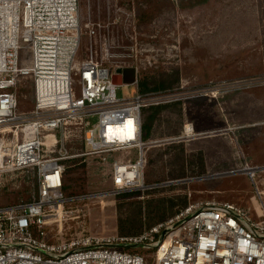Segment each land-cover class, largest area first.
I'll list each match as a JSON object with an SVG mask.
<instances>
[{"label":"rangeland","instance_id":"obj_1","mask_svg":"<svg viewBox=\"0 0 264 264\" xmlns=\"http://www.w3.org/2000/svg\"><path fill=\"white\" fill-rule=\"evenodd\" d=\"M115 6L113 0H80L77 63L91 57L134 66L137 84L119 86L118 97L159 95L142 113L143 123L162 107L145 140L146 188L114 193L109 163L70 159L63 187L69 199L48 208L47 240L139 234L207 199L264 215V172L253 180L238 171L246 162L264 166V0H124L132 18L121 22L113 21ZM93 23L104 27L91 36L87 25ZM162 81L168 86L161 88ZM18 91L20 111L32 109L30 80ZM187 124L194 137L171 139ZM68 145L71 153L84 150L82 133L74 132ZM37 191L32 170L0 173V205L32 200ZM140 209L142 229L135 231ZM150 219L156 222L148 225Z\"/></svg>","mask_w":264,"mask_h":264},{"label":"built area","instance_id":"obj_2","mask_svg":"<svg viewBox=\"0 0 264 264\" xmlns=\"http://www.w3.org/2000/svg\"><path fill=\"white\" fill-rule=\"evenodd\" d=\"M113 1L114 22L132 18L124 0ZM101 27L87 25L91 36ZM81 39L80 0H0V173L32 170L38 185L32 200L0 205V264H264V215L217 199L189 203L135 235L47 240L48 208L69 199L63 187L70 159L109 163L114 193L146 188L142 111L160 97H118L121 85L107 71L125 64L91 57L77 63ZM24 79L32 85L33 107L20 111ZM74 132L82 133L84 150L71 153ZM194 135L187 124L171 139ZM238 171L253 179L264 166L246 162Z\"/></svg>","mask_w":264,"mask_h":264},{"label":"water","instance_id":"obj_3","mask_svg":"<svg viewBox=\"0 0 264 264\" xmlns=\"http://www.w3.org/2000/svg\"><path fill=\"white\" fill-rule=\"evenodd\" d=\"M107 74L110 75L112 82L116 85L135 84L137 82V69L134 66L117 68L114 72L108 69Z\"/></svg>","mask_w":264,"mask_h":264},{"label":"trees","instance_id":"obj_4","mask_svg":"<svg viewBox=\"0 0 264 264\" xmlns=\"http://www.w3.org/2000/svg\"><path fill=\"white\" fill-rule=\"evenodd\" d=\"M178 77V76H177ZM163 83H162V85H161V88H165L166 86H168V85H165L164 83V81H162ZM143 90V89H142ZM144 91V90H143ZM148 107V106H147ZM154 109V111H153V113L151 114V115H149V116H147V117H145V120L143 121V123H142V133H143V139L144 140H146V139H148L149 137H150V135H151V125H152V123H153V116H155V114L160 110V109H162V107H154L153 108ZM143 111L144 112H146V111H148V109L145 107V108H143ZM143 111H142V113H143ZM140 214H141V209L139 210V212H136V216H137V221H138V226H136V228H135V231H141V229H142V223H140L141 221H140V218H139V216H140ZM136 218V217H135ZM155 219H150L149 221H148V225H151V224H153V223H155L156 221H154Z\"/></svg>","mask_w":264,"mask_h":264},{"label":"bare ground","instance_id":"obj_5","mask_svg":"<svg viewBox=\"0 0 264 264\" xmlns=\"http://www.w3.org/2000/svg\"><path fill=\"white\" fill-rule=\"evenodd\" d=\"M119 136L121 140H124L126 138V135L124 134V131L122 129L119 130Z\"/></svg>","mask_w":264,"mask_h":264}]
</instances>
